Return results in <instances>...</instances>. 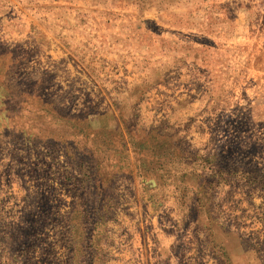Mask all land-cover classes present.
<instances>
[{
  "label": "rangeland",
  "instance_id": "374dc122",
  "mask_svg": "<svg viewBox=\"0 0 264 264\" xmlns=\"http://www.w3.org/2000/svg\"><path fill=\"white\" fill-rule=\"evenodd\" d=\"M243 63L264 0H0V264H264Z\"/></svg>",
  "mask_w": 264,
  "mask_h": 264
},
{
  "label": "crops",
  "instance_id": "0c3cea01",
  "mask_svg": "<svg viewBox=\"0 0 264 264\" xmlns=\"http://www.w3.org/2000/svg\"><path fill=\"white\" fill-rule=\"evenodd\" d=\"M234 68H237V72H234V69L232 70V79H234V76L236 74L237 81H235L234 85L230 86L228 83V90L232 93L236 94L239 93L241 98V107L244 111L245 107L248 106V96L249 93H254L256 91H259L263 93V102L259 106L261 108H264V69L259 70L260 78L262 77V80L258 81V84L251 85L249 82V75H250V67L243 65H235ZM247 69V71H246ZM229 75V74H228ZM229 78V76H228ZM252 123L256 125L257 127H264V110L262 112H259L257 115H253L251 117Z\"/></svg>",
  "mask_w": 264,
  "mask_h": 264
}]
</instances>
